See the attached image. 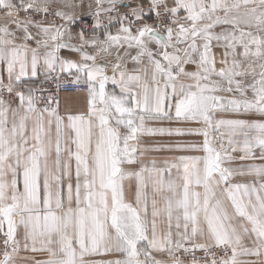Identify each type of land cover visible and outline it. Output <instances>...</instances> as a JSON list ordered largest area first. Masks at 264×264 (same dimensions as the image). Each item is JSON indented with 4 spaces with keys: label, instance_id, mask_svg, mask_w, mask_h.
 Listing matches in <instances>:
<instances>
[{
    "label": "snow or ice",
    "instance_id": "obj_1",
    "mask_svg": "<svg viewBox=\"0 0 264 264\" xmlns=\"http://www.w3.org/2000/svg\"><path fill=\"white\" fill-rule=\"evenodd\" d=\"M0 264H264V0H0Z\"/></svg>",
    "mask_w": 264,
    "mask_h": 264
},
{
    "label": "built area",
    "instance_id": "obj_2",
    "mask_svg": "<svg viewBox=\"0 0 264 264\" xmlns=\"http://www.w3.org/2000/svg\"><path fill=\"white\" fill-rule=\"evenodd\" d=\"M83 22H84L85 24H89V23H91V18L85 16V17H83ZM74 27H75V26H74Z\"/></svg>",
    "mask_w": 264,
    "mask_h": 264
},
{
    "label": "crops",
    "instance_id": "obj_3",
    "mask_svg": "<svg viewBox=\"0 0 264 264\" xmlns=\"http://www.w3.org/2000/svg\"><path fill=\"white\" fill-rule=\"evenodd\" d=\"M157 139H159V138H157ZM189 139H191V138H189ZM162 155H166V154H162Z\"/></svg>",
    "mask_w": 264,
    "mask_h": 264
},
{
    "label": "rangeland",
    "instance_id": "obj_4",
    "mask_svg": "<svg viewBox=\"0 0 264 264\" xmlns=\"http://www.w3.org/2000/svg\"><path fill=\"white\" fill-rule=\"evenodd\" d=\"M75 28V27H74Z\"/></svg>",
    "mask_w": 264,
    "mask_h": 264
}]
</instances>
